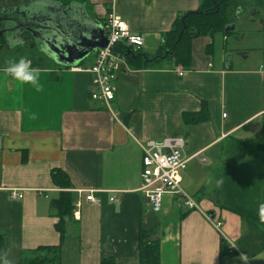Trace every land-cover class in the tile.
Instances as JSON below:
<instances>
[{"label": "crops", "instance_id": "crops-1", "mask_svg": "<svg viewBox=\"0 0 264 264\" xmlns=\"http://www.w3.org/2000/svg\"><path fill=\"white\" fill-rule=\"evenodd\" d=\"M202 2L29 0L0 9L2 17L5 10L30 4L77 8L66 13L74 19L68 36L98 29L106 36L113 4L131 32L144 37L141 52L150 61L140 68L126 59L129 70L114 81L115 99L108 106L92 98L94 75L84 71L93 67L99 49L70 67L37 50L35 56L23 55L40 70L39 91L0 71V234L11 264H20L26 252L52 246L61 248L60 264H140L142 234L156 245L159 264H241L237 253L228 252V242L250 264H264V232L224 208L220 193L225 150L235 140L264 135V21L258 26L259 13L249 18L243 13L236 24L240 35L195 38L189 67L173 58L153 61L174 22ZM247 21L262 33L259 48L245 46L239 24ZM0 39L8 49L29 48V42L36 49L26 31ZM16 39L22 43L10 47ZM166 138L184 140L183 158L198 154L206 160L190 159L181 173L183 190L198 203L195 210L167 195L161 211L153 213L140 192L142 146ZM58 171L68 177L69 188L55 182ZM13 190L23 199H11ZM77 191H84L80 218L74 217L75 207L62 241L51 202L61 193L77 201ZM86 191H95L98 203L86 201ZM207 216L221 221V229Z\"/></svg>", "mask_w": 264, "mask_h": 264}, {"label": "trees", "instance_id": "trees-1", "mask_svg": "<svg viewBox=\"0 0 264 264\" xmlns=\"http://www.w3.org/2000/svg\"><path fill=\"white\" fill-rule=\"evenodd\" d=\"M244 4V2L239 3L238 0H203L197 11L189 12L174 22L153 61L173 58L177 65L189 67L192 41L200 36L215 39L218 35L224 37L236 35V33L226 34L225 29L236 22L239 18L237 10ZM182 31V38L179 40ZM118 51L126 56L129 64H134V66L138 64L137 67L141 68L144 65L147 67L150 62L141 50L134 52L131 48L122 45L119 46ZM231 148L229 147L226 152V161L220 173L222 206L242 219L254 222L264 232V207H261L264 205V135L250 142L235 140L231 143ZM230 151L250 157L251 163L246 169H241L230 156ZM53 178L63 189L71 186L68 177L61 171L54 172ZM75 202L76 197L69 193H61L57 200L51 202V208L53 206L60 218L56 229L62 241L66 236L65 221L73 217ZM145 239L147 237L142 234L140 264H159L156 245ZM5 247L4 236L0 234V252H3ZM221 247L222 251L226 250L224 243ZM60 253L59 246L40 247L26 252L20 264H60ZM109 261L104 264H109Z\"/></svg>", "mask_w": 264, "mask_h": 264}, {"label": "built area", "instance_id": "built-area-1", "mask_svg": "<svg viewBox=\"0 0 264 264\" xmlns=\"http://www.w3.org/2000/svg\"><path fill=\"white\" fill-rule=\"evenodd\" d=\"M149 1V0H148ZM114 2V0H113ZM114 7L112 4L111 7ZM113 7L107 13L105 18L104 30L108 44L106 47L98 50L94 65L89 70H84L94 75L91 92L92 98L103 101L104 105H109L115 99L113 83L118 75L129 70L127 58L118 51L119 46L125 45L134 52L144 47L145 39L142 35L133 34L129 25L121 17L116 15ZM179 77L184 76L183 71L177 72ZM226 117V114L224 115ZM185 146L183 139L166 138L160 142H149L142 146L144 153L142 164L140 192L145 196L151 206L153 213H159L162 209L163 199L170 195L188 210H195L198 203L190 197L181 186V173L187 168V163L192 158H198L200 162L205 163V158L200 155H193L189 159L182 156V149ZM84 191H77V201L75 202L76 211L74 217L80 218L81 195ZM11 199L22 200L23 194L20 191H11ZM86 201L98 203L95 191H86ZM114 201H116L114 199ZM208 220L213 223V217L207 216ZM214 227L221 229L222 222L215 221ZM228 252L237 253L243 259L241 264H250L240 250L228 242Z\"/></svg>", "mask_w": 264, "mask_h": 264}, {"label": "water", "instance_id": "water-1", "mask_svg": "<svg viewBox=\"0 0 264 264\" xmlns=\"http://www.w3.org/2000/svg\"><path fill=\"white\" fill-rule=\"evenodd\" d=\"M26 6L25 9H9L2 13L4 16L0 17V36H6L8 33L19 35L23 31L29 32L39 53L55 63L69 67L79 64L89 54L108 44L103 29H98V34L82 33L81 37L67 35L66 32L74 19L66 13L74 14L77 8L66 11L63 7L61 10L55 8L56 5L49 8L36 4ZM234 30L235 26L232 25L228 26L225 32ZM183 31L179 40L182 38Z\"/></svg>", "mask_w": 264, "mask_h": 264}, {"label": "rangeland", "instance_id": "rangeland-1", "mask_svg": "<svg viewBox=\"0 0 264 264\" xmlns=\"http://www.w3.org/2000/svg\"><path fill=\"white\" fill-rule=\"evenodd\" d=\"M27 1L29 0H0V9L5 6H12ZM65 1L67 0H64V2ZM238 1L239 3L244 2V0ZM262 21H264V10H262L261 15L259 16V21L256 23V25L261 24ZM239 26L241 27V32L245 34V46L250 49L259 48L261 46L260 38L262 36V33L255 29L256 26H254L251 22L248 21L244 24H239ZM27 45L29 46V48L8 49L5 47L3 40L0 39V67L6 66L9 62L21 59L23 55L24 57L31 55L35 56V53H37V51L33 50V44L29 42ZM230 149H232L231 146ZM226 152H228V150H225V153ZM229 154L233 158L235 163L243 170L246 169L248 164H250L252 161L250 157L245 155H239L234 151H230Z\"/></svg>", "mask_w": 264, "mask_h": 264}, {"label": "clouds", "instance_id": "clouds-1", "mask_svg": "<svg viewBox=\"0 0 264 264\" xmlns=\"http://www.w3.org/2000/svg\"><path fill=\"white\" fill-rule=\"evenodd\" d=\"M22 43L20 40L9 41L10 47H16ZM0 71L5 73L14 81L18 82L20 85H30L36 91L40 90V70L38 68L32 67L31 62L26 59H19L16 61L9 62L5 67L0 68ZM261 207H264L262 205ZM0 264H11L8 259L7 254L0 252Z\"/></svg>", "mask_w": 264, "mask_h": 264}, {"label": "flooded vegetation", "instance_id": "flooded-vegetation-1", "mask_svg": "<svg viewBox=\"0 0 264 264\" xmlns=\"http://www.w3.org/2000/svg\"><path fill=\"white\" fill-rule=\"evenodd\" d=\"M244 3L245 4L242 6L240 5L241 7H239L237 10V15L239 18L236 20V22L234 24H232L235 26V30L232 32H229V33H236V35H233L234 37L237 35H240V31L238 30L236 24L238 23V21H239V19L243 13H245L244 14L245 18L246 17L249 18L251 16H254L256 13H259V16H260L262 10H264V0H244ZM232 25H229V26H232ZM225 31H226V29H225ZM33 50L35 51L36 49H33Z\"/></svg>", "mask_w": 264, "mask_h": 264}]
</instances>
